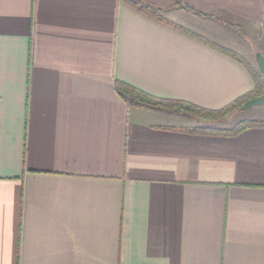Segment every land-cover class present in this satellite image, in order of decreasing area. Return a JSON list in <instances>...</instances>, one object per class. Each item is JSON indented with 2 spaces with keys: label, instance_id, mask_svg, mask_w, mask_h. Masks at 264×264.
<instances>
[{
  "label": "crops",
  "instance_id": "obj_1",
  "mask_svg": "<svg viewBox=\"0 0 264 264\" xmlns=\"http://www.w3.org/2000/svg\"><path fill=\"white\" fill-rule=\"evenodd\" d=\"M145 1L169 22L124 0H0V264H264V127L191 133L204 123L115 88L208 109L247 94L219 47L258 67L241 45L264 54V0Z\"/></svg>",
  "mask_w": 264,
  "mask_h": 264
},
{
  "label": "trees",
  "instance_id": "obj_2",
  "mask_svg": "<svg viewBox=\"0 0 264 264\" xmlns=\"http://www.w3.org/2000/svg\"><path fill=\"white\" fill-rule=\"evenodd\" d=\"M132 6L140 9L141 11L148 13L161 20L168 21L166 18L168 12H170L173 7H160L154 3L145 0H124ZM179 4H177L178 7ZM187 11L207 18H214L212 14H208L195 7L193 4L185 3L180 6ZM169 22V21H168ZM187 32L195 34L194 32L184 29ZM220 49L230 53L236 58L243 61L249 68L252 76L254 78L255 86L253 90L247 94L239 97L230 104L219 108V109H208L204 107L197 106L190 102L177 99L161 98L149 94L139 88H136L126 82L116 81L115 88L119 96L130 106V107H145L153 110L160 111L166 114H178L186 116L189 118H196L204 122H225L229 115L235 111H239L244 103L256 96H260L264 93V78L258 68H253L250 66L249 62L245 60L237 52H234L227 48L219 47ZM264 127V120L261 119H249L238 122L235 126L231 128H223L221 126H210L208 125H197L193 127L186 128L187 131L191 133H201V134H219L234 136L241 131L252 127Z\"/></svg>",
  "mask_w": 264,
  "mask_h": 264
},
{
  "label": "rangeland",
  "instance_id": "obj_3",
  "mask_svg": "<svg viewBox=\"0 0 264 264\" xmlns=\"http://www.w3.org/2000/svg\"><path fill=\"white\" fill-rule=\"evenodd\" d=\"M241 47L243 48L242 50H244V52L247 54L248 59L254 64H257L255 58V51L257 50L255 46L250 41H248L247 43L242 44ZM249 119L264 120V104L256 105L245 110L235 111L229 115L228 119H226L225 122H201L204 123L203 125L209 124L210 126H221L223 128H231L235 126L238 122Z\"/></svg>",
  "mask_w": 264,
  "mask_h": 264
},
{
  "label": "water",
  "instance_id": "obj_4",
  "mask_svg": "<svg viewBox=\"0 0 264 264\" xmlns=\"http://www.w3.org/2000/svg\"><path fill=\"white\" fill-rule=\"evenodd\" d=\"M255 58H256L258 69L260 70L264 78V54L260 51H257L255 54ZM261 104H264V93L261 94L260 96H256L246 101L244 105L240 108V110H245L247 108H250L256 105H261Z\"/></svg>",
  "mask_w": 264,
  "mask_h": 264
}]
</instances>
